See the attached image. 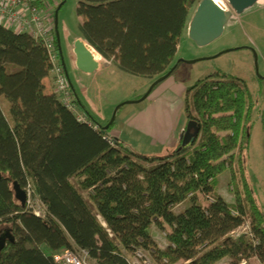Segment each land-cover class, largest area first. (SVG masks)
Segmentation results:
<instances>
[{
	"label": "trees",
	"instance_id": "1",
	"mask_svg": "<svg viewBox=\"0 0 264 264\" xmlns=\"http://www.w3.org/2000/svg\"><path fill=\"white\" fill-rule=\"evenodd\" d=\"M45 1L54 8L55 0L35 4L45 9ZM200 2L78 0L79 35L119 70L156 80L179 61L180 38ZM50 74L44 43L0 23V228L15 237L0 264H59L54 257L65 250L86 251L91 264H131L127 255L138 250L154 264H249L252 257L264 264V211L245 173L256 105L246 81L217 73L187 88L186 119L200 127L194 143L179 139L165 154L148 155L117 137L111 143L115 121L103 130L72 85L87 117L79 120L59 94L45 91ZM235 163L243 189L228 201L214 183L227 169L236 181ZM15 181L31 183L45 216L16 199ZM247 218L249 231L232 235ZM153 225L166 232L165 248Z\"/></svg>",
	"mask_w": 264,
	"mask_h": 264
},
{
	"label": "rangeland",
	"instance_id": "2",
	"mask_svg": "<svg viewBox=\"0 0 264 264\" xmlns=\"http://www.w3.org/2000/svg\"><path fill=\"white\" fill-rule=\"evenodd\" d=\"M221 1L228 10L232 11L227 0ZM55 2L57 5H53L54 8L50 11V18L53 19L55 29V12L58 10V29L62 40L61 45L66 70L72 85L76 87L77 91H79L78 82H84L83 88L87 94V100L82 98L89 108V92L92 93L95 89L93 82H90L93 76H89V74L77 68L76 57L64 36L65 26L70 29V33H79L78 0H55ZM240 46L244 47L235 49ZM228 49L232 50L223 53ZM176 59L182 61L177 63L178 65L173 74L157 84L150 95L141 101L139 99L145 95L154 81L151 78L129 74L119 69L116 73L99 77L96 85L102 87L103 89L100 90L103 95L106 94V97L113 102L107 105L105 103L107 99H104V102L100 105L102 106L101 112H104L108 118L107 120L102 121L99 116H94L99 123L105 126L109 123L117 105L122 103L115 123L110 129V137L120 138L131 149L143 154H165L173 147L156 140L157 137L153 134L152 122L147 119L149 113H155L158 126L169 124L172 121L176 128L183 123L186 116L187 88L210 75L215 77L217 73L246 81L256 105L249 128L248 149L244 155L245 173L253 196L264 211V0H259L241 14L234 12L225 26L223 34L207 45H198L188 33L182 35ZM98 60L102 63L106 62L110 70L115 68L112 63L103 57ZM188 60H194V62H187ZM89 83L91 84L90 90ZM182 85L185 87L184 91L179 90ZM155 94H161L164 99L152 101L151 97ZM116 101L117 103H115ZM77 108L80 114L84 113L78 105ZM192 113L196 112L192 110ZM234 170L238 177L236 181L232 182L231 171L227 169L216 178L214 183L215 190L222 194L226 200L231 201L235 197L236 187L238 186L240 191L243 189L238 163L234 164ZM73 181L77 182V179L74 178ZM83 193L89 200L88 191H83ZM188 204L187 201L178 205L174 209L175 212L183 210ZM249 223V218H247L245 224L238 228L237 233L249 231ZM151 232L159 247L165 248L168 243L166 232L155 225L152 226ZM141 251L143 255L145 254L144 256L154 262L148 252ZM76 254L82 263L91 264L85 251L78 250ZM127 257L131 264H143V259L134 254H128ZM227 263L228 258L216 264ZM248 263L261 264L256 257L249 259ZM173 264H187V262L181 260Z\"/></svg>",
	"mask_w": 264,
	"mask_h": 264
},
{
	"label": "water",
	"instance_id": "3",
	"mask_svg": "<svg viewBox=\"0 0 264 264\" xmlns=\"http://www.w3.org/2000/svg\"><path fill=\"white\" fill-rule=\"evenodd\" d=\"M227 1L231 6L232 11L228 9H223L214 0H201L199 5L197 6L189 24L188 35L198 45L204 46L219 38L223 34L225 26L233 16L234 12L237 14H241L247 8L257 3L259 0H227ZM57 13L58 10H56L55 12L56 39L58 43L59 53L61 56V61L68 76L65 66V60L63 57V51L61 45L62 40L58 29ZM66 41L71 51L76 57V66L79 70L85 73H98L105 68V65L100 60L96 59L95 56L91 53V51L87 47V44L89 43L85 39H83L79 34L70 33ZM242 47L244 46L236 47L235 49H239ZM229 50L232 49L225 50L223 51V53ZM255 56L257 57L256 53ZM187 62H194V60H188ZM176 66L177 64L174 65L168 73L154 80L149 90L139 100L141 101L146 99L157 84H159L160 82H162L172 74ZM256 67H257V61H256ZM122 105H123L122 103L117 105L109 123L103 126V130H107L113 124V122L116 119L117 112ZM199 131H200V127L198 121L195 119H190L187 122L186 128L182 130V132L180 133V139H182V144L185 146H190L191 144H193L196 137L199 134ZM0 178H1V174H0ZM13 190L16 199L22 205L25 206L27 202L26 190L17 181L13 183ZM14 240L15 237L11 232L10 228L8 227L2 228L0 230V251L6 247L8 242H13Z\"/></svg>",
	"mask_w": 264,
	"mask_h": 264
},
{
	"label": "built area",
	"instance_id": "4",
	"mask_svg": "<svg viewBox=\"0 0 264 264\" xmlns=\"http://www.w3.org/2000/svg\"><path fill=\"white\" fill-rule=\"evenodd\" d=\"M35 2L36 0H0V23L15 31L27 32L36 40L40 39L44 43L51 62V73L55 84L54 91L60 95L63 103L77 115L79 120L86 121L87 117L84 113L80 114L78 111L71 82L56 51L53 19L50 18L52 7L48 1H45V9H40ZM107 138L111 143L113 142L110 136ZM24 189L27 192L26 204L28 208L38 216H45L46 205L36 195L31 183ZM238 234L240 233H237V230L232 232L234 236ZM134 255L143 259V264H154L150 258L142 254L141 250H138ZM54 259L59 264H85L80 261L73 250H65L56 254Z\"/></svg>",
	"mask_w": 264,
	"mask_h": 264
},
{
	"label": "crops",
	"instance_id": "5",
	"mask_svg": "<svg viewBox=\"0 0 264 264\" xmlns=\"http://www.w3.org/2000/svg\"><path fill=\"white\" fill-rule=\"evenodd\" d=\"M81 19L82 18L80 17V21H81ZM69 34H70V29L67 26H65L64 36L66 38L65 37L64 38L67 39ZM100 58H101V55H100ZM103 64L105 65V68L102 71H100L98 73H86V74H89V76H93L92 78L90 77L91 78L90 80H92L90 82H93V84L95 85L94 91L92 93L89 92V109L91 110V112L94 115L99 116L102 121H105L108 118L104 114V112L103 113L101 112L102 111L101 110L102 106H100V105H102V103L104 102V99H107V102H105V103H107V105H109L113 101L110 98H107L106 94L103 95L102 91L100 90V89H103V88L100 87L99 85H96V83H97V80L99 79V77H104L106 75H109V74H112V73H116L118 68L115 66V68H112L110 70L108 65H106V62H103ZM44 82H45V91H47V92L54 91L55 84H54V78H53L52 74H50L49 76L45 77ZM172 84H174V82H172ZM85 85H87V84H85ZM78 86H79L80 94L82 95V97L85 100H87V94L85 93L84 88H83L84 87V82H80L79 81L78 82ZM90 87H91V84L89 83V90H90ZM184 88L185 87L182 85V86L179 87V90H181V91L183 90L184 91ZM186 92H187V89H186ZM151 98H152L151 99L152 101H155V100L157 101L158 99L159 100L160 99H164L161 94H155ZM115 103H117V101ZM147 119L150 120L149 122H152L151 125H152V128L154 129L153 134L155 135V137H157L156 140L162 141V143H164L166 145L169 144V146H171V147L176 146V144L178 143V140L180 139V133L182 132V130L185 129V127L187 125V122H188L186 120V116H185L183 123L175 128V125H174V123L172 121L169 124H162V125L158 126L157 125V120L155 118V113L154 114L153 113H149ZM228 201H231V200H228Z\"/></svg>",
	"mask_w": 264,
	"mask_h": 264
},
{
	"label": "bare ground",
	"instance_id": "6",
	"mask_svg": "<svg viewBox=\"0 0 264 264\" xmlns=\"http://www.w3.org/2000/svg\"><path fill=\"white\" fill-rule=\"evenodd\" d=\"M214 1L217 4H219L223 9H227L226 6L222 3L221 0H214ZM87 47L89 48V50L95 56L96 59H99L100 58V54L93 47H91L89 44H87Z\"/></svg>",
	"mask_w": 264,
	"mask_h": 264
}]
</instances>
